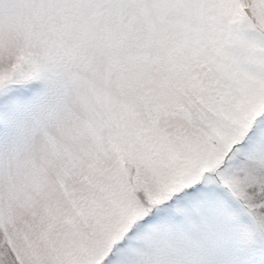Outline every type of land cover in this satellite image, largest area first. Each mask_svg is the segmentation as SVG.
Segmentation results:
<instances>
[{
	"label": "snow or ice",
	"instance_id": "1",
	"mask_svg": "<svg viewBox=\"0 0 264 264\" xmlns=\"http://www.w3.org/2000/svg\"><path fill=\"white\" fill-rule=\"evenodd\" d=\"M0 264H264V0H0Z\"/></svg>",
	"mask_w": 264,
	"mask_h": 264
}]
</instances>
